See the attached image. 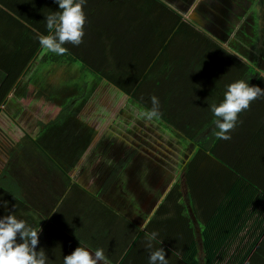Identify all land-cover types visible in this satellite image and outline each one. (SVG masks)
<instances>
[{"label": "crops", "instance_id": "crops-1", "mask_svg": "<svg viewBox=\"0 0 264 264\" xmlns=\"http://www.w3.org/2000/svg\"><path fill=\"white\" fill-rule=\"evenodd\" d=\"M156 1L161 2L158 11L141 15L140 29L138 25L128 27L120 0H86L84 37L103 34L105 29L93 15H99L107 3L117 5L119 12H109L112 23L117 22L113 32L140 29L142 43L162 38L168 42L153 68H162L163 78L171 83L178 77L190 81L197 73L199 80L215 76L225 91L238 80L264 89V43L257 30L259 20L264 31V0ZM57 5L55 0H0V217L12 214L41 229L36 250H44L46 264H63L64 256L79 246L93 256L102 249L108 264H149L146 234L153 231L158 236L152 250L161 247L168 264H184V250L191 240L196 244L195 259L201 261L203 230L209 242H222L217 258L227 260L234 252L244 254L253 244L247 264H264V96L238 114L234 129L228 133L231 139L219 141L220 150L214 157L197 156L192 142L155 117L174 133L178 148L181 151L183 146L186 153L181 163L176 157L177 162L167 168L147 154L149 149L143 145V150L138 148L132 140L112 138L107 144V139L97 138L98 127L77 123L78 119L84 121L77 114L63 124H54L55 114L50 117V112L55 109L44 111L38 103L61 107L67 102L57 104L50 93L38 91L34 76L29 80L36 70L38 49L28 54L36 40L37 21L43 20L44 14H53ZM244 14L252 32L243 22L237 45L249 59L226 47L235 48L233 43H224L230 22L238 23ZM129 36L125 41L129 42ZM89 43L96 48L94 40ZM257 43L256 56L251 53ZM222 51L236 60H224ZM52 56L51 52L46 55ZM45 62L51 67L55 63ZM26 82L33 94L22 104ZM45 89L48 91L47 83ZM190 111L199 122L205 115V131L216 127L209 103H197ZM69 112L80 111L72 107ZM69 121L76 132L73 139L65 129ZM34 137L51 159L30 140ZM98 177L106 179L103 185L87 184L88 179Z\"/></svg>", "mask_w": 264, "mask_h": 264}, {"label": "trees", "instance_id": "trees-1", "mask_svg": "<svg viewBox=\"0 0 264 264\" xmlns=\"http://www.w3.org/2000/svg\"><path fill=\"white\" fill-rule=\"evenodd\" d=\"M120 1L122 2L121 10L116 7L117 5H111L109 3L104 6H107L109 12H119L120 10L123 13V16L128 17L124 18L128 27L132 24L134 27L138 25L140 29L143 25L139 21L141 15H145L146 13L150 14L151 12L152 14H155L158 11L157 4L161 5V2L156 0ZM162 6L164 5L162 4ZM59 11L60 9L57 5L54 13H58ZM43 16V20L37 21L36 28L38 32L35 34L36 40L34 45L30 48L28 56L33 54L35 51L34 48H37L38 51L35 56L41 61H46L48 59L57 63L63 61L70 64H77L81 71L87 72L95 79L96 84L101 82L107 84L111 88L110 90H115L116 93L119 94L116 97L109 98L111 103L112 101L115 103H113L114 105H110L108 104L109 99L105 101L101 100L100 96H104V94H102L99 89L95 90L94 84L88 93L84 94L81 97V100L77 103L76 109L78 112L80 111L79 113L69 112L76 100L74 101L70 99L61 107L38 103V108H43L42 110L44 111H48L49 107L55 109L54 112H50V117L55 114V117L52 120L54 124H63L71 115L76 116V114L79 118L85 120L88 117V114L83 113L86 112V103L90 101V99L89 106L94 104L95 107H88L89 111L97 109L100 110V112H103V114L109 112L110 115H114V113L119 110L117 104L118 98H120L122 102L130 101L131 103L150 111L153 107L151 97L155 96L159 100V115L157 118L164 122V124L175 129L182 139L192 142L193 149L197 152V156L200 158H204L205 156L214 157L215 151L220 150L218 145L221 139H218L215 135L219 130L214 127L209 131H205V128H207V124L203 122V117L205 115L203 117L200 115V118L202 117V124L190 109H192L197 103L201 102L206 104L209 103V105L220 104L223 100V94L225 93L223 85L217 82L215 76H203L200 77L201 80H199L197 73H194V76L190 81L186 78L178 77L175 80L176 83L175 81L174 83H171L169 78L167 80L163 78V69H155L153 68V65H156V62L162 57L167 48L168 42L163 41L165 38H162V40H153L151 44L142 43V47L139 46L142 36L140 29L132 28L130 29L131 33H129V29L115 33L113 32L112 27L108 28L104 22H102L100 28L102 27L105 29L102 31L104 32L103 34H97L95 37H84L85 44L81 43L78 48L71 43H67L63 45L68 49L66 54L56 55L53 53L52 57H46L49 52L46 54V49L41 47L38 38L42 35H49L51 33L46 27V17L48 14H44ZM128 34H130L129 42L125 41ZM93 40L97 44L95 49L92 48V43H89ZM222 54L224 60L230 62L236 60L224 51H222ZM21 61L23 62L25 60L22 59ZM27 70H29V67ZM25 84H27V82ZM4 85L5 84H3L2 88ZM30 94H33L32 87L30 84H27L24 86L20 97L22 104H26L29 101ZM105 97L109 96L105 95ZM198 97H203V101L197 102L196 99ZM49 103L50 102L46 104ZM210 117L214 120L217 119L212 112ZM69 123L70 121L65 125V129H69V137L70 139H73V135L76 132L72 130ZM101 132L102 130H97L99 136L101 135ZM195 137L198 138L194 139ZM30 140L44 155L51 159L36 137L31 138ZM53 162L63 174L66 173L55 160H53ZM204 232L205 230L201 233L202 244L200 245L202 260L198 261L195 259L197 251L196 244L191 240L184 250L185 254L182 261L184 264H218V260H222V258H217L219 255L221 256L220 250L222 242H209L205 237ZM252 246L253 244L244 254H236V252H234L230 255L232 258L225 260V264H247L249 260L248 253Z\"/></svg>", "mask_w": 264, "mask_h": 264}, {"label": "clouds", "instance_id": "clouds-1", "mask_svg": "<svg viewBox=\"0 0 264 264\" xmlns=\"http://www.w3.org/2000/svg\"><path fill=\"white\" fill-rule=\"evenodd\" d=\"M58 3V13L46 17V27L51 34L40 36L42 48L56 55H64L68 49L63 45L71 43L78 46L83 42L86 16L83 6L86 0H55ZM224 99L220 104L210 105V110L217 118L215 126L219 130L215 133L218 139L229 140L228 134L234 129L238 114L250 107V103L264 96V89L249 86L242 80L226 86ZM152 109L144 113L151 120L159 115V100L151 97ZM4 206L7 204L4 202ZM41 229L29 226L24 220L12 214L0 217V264H46L47 258L43 249L37 251L38 233ZM19 236L20 242H17ZM158 233L153 231L146 234V248L151 250L149 264H168L164 250L159 247L153 249ZM162 243V240L159 241ZM108 264L102 249H97L94 256L85 248L77 247L70 255L64 256L63 264Z\"/></svg>", "mask_w": 264, "mask_h": 264}, {"label": "rangeland", "instance_id": "rangeland-1", "mask_svg": "<svg viewBox=\"0 0 264 264\" xmlns=\"http://www.w3.org/2000/svg\"><path fill=\"white\" fill-rule=\"evenodd\" d=\"M109 15L110 13L107 6H103L102 10L99 12V15H93V20L100 23L104 22V24L108 28L114 27L117 22L112 23L114 18L113 20L110 19ZM239 18L240 19L238 23L230 22L228 38L224 43H233L235 48L227 44L226 47L237 56L243 59H249L248 54H245L243 49H239L237 41L240 34L239 29L240 27H243L242 23L246 22V29L250 32H252V30L250 29L252 26L250 20H248V15L244 14ZM253 20L255 21V19ZM262 25L263 23L258 20L257 30L259 32V39L264 43V31L261 30ZM248 42L251 43L250 41ZM258 45L259 44L257 43L253 47L251 54H256V56L258 55ZM139 46L143 47L142 42L139 43ZM242 46L246 49L248 48L247 45ZM255 59H257V57H255ZM34 63V69L36 67V70L31 75L29 80H31V78L34 76V85L39 87L38 91L42 90L45 93H50L53 97V101H55L57 104H60L62 102H64L63 104H65L71 99L74 101L76 100L74 105L72 106L76 107L77 103L81 100V97L84 94L88 93L91 87H93L95 84V80L82 72L80 68L75 64H61L55 62L53 63V67H51L49 62L40 61L39 59H37ZM45 83L48 84V91H45ZM98 89L101 90L102 94H104V96H100L102 101L119 95L115 90H110L111 88L104 83L95 84V90ZM105 95H108L109 97H105ZM90 101L86 103V114H88V117L84 121H79V119L77 118V123L80 122V125L86 124L87 126L89 125L96 128L98 127L103 131V133L101 132V136L97 138L107 139V144H109V139L111 140L112 138L119 140L122 139L124 141L132 140L137 144L135 146H137L138 148H142L143 145L145 150L146 148L149 149L147 154L149 156H152L153 158L155 157V159H157V162L165 166V168H167V166L171 163L175 162L176 157H178V161L180 163L186 157L183 146H181V151L178 148L177 137H175L174 133L167 128H163V124H161V122L158 121L155 117L151 120L147 119L144 115V112L141 111L140 107L136 104H133L129 101L122 102V100L118 98L117 104L119 106V110L117 111L118 115L115 118L113 115H110L109 112L103 114V112H100V110L97 109H92L89 111L88 107L91 108L94 106V104L92 106H89ZM113 103L114 102L112 101L111 103L109 99L108 104L114 105L115 103ZM119 132H122L121 136L119 135ZM127 150L128 148H126V151ZM134 150L136 149H132V152ZM98 161L99 156L95 157L89 166L93 168L95 162ZM104 181L98 177L97 179H88L87 184H92L99 187V183H101V186L103 185ZM218 264H225V260H218Z\"/></svg>", "mask_w": 264, "mask_h": 264}]
</instances>
